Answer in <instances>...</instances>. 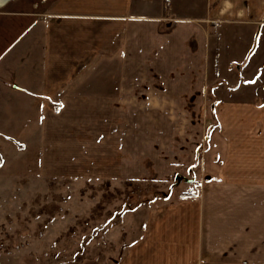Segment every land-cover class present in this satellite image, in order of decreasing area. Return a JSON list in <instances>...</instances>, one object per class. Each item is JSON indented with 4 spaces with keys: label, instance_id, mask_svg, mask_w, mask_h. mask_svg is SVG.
Here are the masks:
<instances>
[{
    "label": "crops",
    "instance_id": "1",
    "mask_svg": "<svg viewBox=\"0 0 264 264\" xmlns=\"http://www.w3.org/2000/svg\"><path fill=\"white\" fill-rule=\"evenodd\" d=\"M41 5L2 42L0 140L41 174H198L119 264H264V0Z\"/></svg>",
    "mask_w": 264,
    "mask_h": 264
},
{
    "label": "rangeland",
    "instance_id": "2",
    "mask_svg": "<svg viewBox=\"0 0 264 264\" xmlns=\"http://www.w3.org/2000/svg\"><path fill=\"white\" fill-rule=\"evenodd\" d=\"M42 2L11 0L0 7V52L9 27L35 21L40 10L46 9ZM21 10L26 18L10 13ZM115 85L116 74H103V92ZM210 125H217L214 118ZM37 157L34 143L1 137L0 264H119L143 230L150 206L196 194L195 188L184 187L189 179L195 182L196 172L182 178L175 174H41ZM111 166L106 168L115 170V162Z\"/></svg>",
    "mask_w": 264,
    "mask_h": 264
},
{
    "label": "bare ground",
    "instance_id": "3",
    "mask_svg": "<svg viewBox=\"0 0 264 264\" xmlns=\"http://www.w3.org/2000/svg\"><path fill=\"white\" fill-rule=\"evenodd\" d=\"M11 0H0V7L6 5L8 2H10Z\"/></svg>",
    "mask_w": 264,
    "mask_h": 264
}]
</instances>
